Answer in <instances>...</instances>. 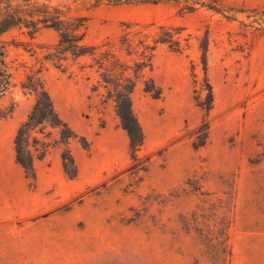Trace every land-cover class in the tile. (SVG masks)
I'll list each match as a JSON object with an SVG mask.
<instances>
[{
    "label": "rangeland",
    "instance_id": "obj_1",
    "mask_svg": "<svg viewBox=\"0 0 264 264\" xmlns=\"http://www.w3.org/2000/svg\"><path fill=\"white\" fill-rule=\"evenodd\" d=\"M50 1L89 18L90 43L139 21L183 25L192 46L157 51L152 75L161 98L142 85L135 90L145 138L134 160L113 102L92 93L93 78L46 58L59 41L55 29L33 38L19 29L5 34L34 48L10 47L16 86L0 101V264H264V0H201L221 10L198 5L192 12L175 2ZM207 32L215 102L207 142L196 149L203 111L190 66ZM34 73L77 135L69 143L74 178L50 124L43 126L50 148L35 162V182L16 160L15 135L35 104L21 83ZM214 193L224 204H214Z\"/></svg>",
    "mask_w": 264,
    "mask_h": 264
},
{
    "label": "trees",
    "instance_id": "obj_2",
    "mask_svg": "<svg viewBox=\"0 0 264 264\" xmlns=\"http://www.w3.org/2000/svg\"><path fill=\"white\" fill-rule=\"evenodd\" d=\"M86 1L90 2L92 7L103 4L175 2L189 12L195 11L198 5L215 11L221 10L216 5L201 0ZM88 22L87 16L69 13L53 5L50 0H0V101L16 86L10 47L12 44L17 47L24 46L28 51L34 48L31 42H9L4 38L5 34L13 29H19L33 38L42 28L55 29L59 33V41L46 58L62 71H66L70 65H78L79 71L88 80L93 78L92 93L100 96L102 103L113 102L121 125L130 138L132 158L138 160L145 136L133 107L134 92L142 85L144 91L152 98H161L163 88L152 75L157 51L165 46L174 53H184L191 48L193 35L183 25L124 21L118 35L90 43L86 38ZM198 40L201 55L199 61H192L190 66L194 100L203 111L202 122L193 143L196 149L207 142L211 126L209 115L215 102L214 88L209 77V33ZM21 86L35 95V104L15 135L17 162L27 177L35 182L37 179L35 162L42 159L50 148L48 135L44 134L43 126L50 124L58 129L60 141L65 145L62 152L64 170L70 178L76 177L78 168L69 143L77 135L59 116L44 80L36 73L28 74ZM137 166L138 164L135 167ZM213 199L215 205L224 204L225 201L215 196V193Z\"/></svg>",
    "mask_w": 264,
    "mask_h": 264
}]
</instances>
